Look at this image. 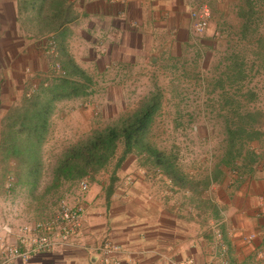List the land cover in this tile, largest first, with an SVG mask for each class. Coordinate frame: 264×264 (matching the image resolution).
<instances>
[{"label":"crops","instance_id":"crops-1","mask_svg":"<svg viewBox=\"0 0 264 264\" xmlns=\"http://www.w3.org/2000/svg\"><path fill=\"white\" fill-rule=\"evenodd\" d=\"M220 1L70 0L76 18L66 26L57 49L63 48L83 70L91 60L100 70L131 69L136 58L160 47L154 38L170 43L174 39L177 44L191 8L206 3L214 13ZM242 4L238 0L237 6ZM24 18L18 14L17 0H0V119L24 88L48 77L46 46L53 34L34 35L21 25ZM69 143H63V150ZM258 152L249 172L239 177L228 173L193 198L173 189L164 177L138 167L132 156L126 157L112 174L111 184V174L99 181L88 179L87 191L76 202L82 207L78 236L57 250L6 264H99L96 248L105 240L117 247L110 264H206L219 251L213 228L221 234L229 264H264V211L259 209L264 197V150ZM6 164L10 165L0 162L1 185L11 179ZM1 185L0 226L11 229L12 242L22 224L12 206L20 189L13 186L6 194ZM35 207L31 208L38 212ZM250 235L253 238L246 241Z\"/></svg>","mask_w":264,"mask_h":264},{"label":"rangeland","instance_id":"rangeland-1","mask_svg":"<svg viewBox=\"0 0 264 264\" xmlns=\"http://www.w3.org/2000/svg\"><path fill=\"white\" fill-rule=\"evenodd\" d=\"M249 2L253 6V14L248 29L254 32L249 33L245 41H238L237 33L243 22L240 14L248 10L247 6L243 3L239 8L238 0H234V3L231 0H223L214 13L205 3L209 9V19L202 34L194 35L192 32L188 12L180 32L176 30L179 32L177 44L174 39L170 43L166 38H154L155 43L160 42V47L136 58L137 64L131 69H119L114 66L100 70L97 65H92L93 60L85 62L86 69L82 70L90 78V86L84 96L61 100L54 105L46 140L42 146V177L33 197L18 187L20 190L16 193V203L12 205L17 214L16 219L23 223L50 216L56 211V201L59 197L67 203L78 202L79 193L74 185L62 187L57 194L48 193L43 199L39 198L43 187L49 181L50 169L64 151L63 143L70 142L72 145L94 130L118 123L155 92L160 95L161 108L151 128L153 143L158 148L167 150L178 148L186 171L194 173L201 171L205 166H211L221 154L223 145L221 116L231 114L232 110H221L219 96L222 92L219 89L207 93L205 88L209 84L207 88L211 89L210 84L223 71L224 66L219 61L235 41V51L242 54L248 66L253 65L248 74L252 78H247L242 83L255 95L247 105L264 112V60H256L252 53L254 42L249 39L255 34L264 33V0ZM57 48L54 44L53 50L48 52L50 68L46 79L58 77L53 71V63L57 62L60 66L59 60L64 55L71 58L63 52V48ZM195 50L201 51L200 56L195 55ZM37 86L38 84L24 88L20 95L34 90ZM226 93L227 97L234 96V89L231 88ZM261 132L263 137L253 144L258 150H264V127ZM120 151L118 148L108 166L89 181H99L105 175L110 176ZM52 194L59 197L52 201ZM183 199L188 202L187 197ZM33 206L39 207L38 212L33 211Z\"/></svg>","mask_w":264,"mask_h":264},{"label":"trees","instance_id":"trees-1","mask_svg":"<svg viewBox=\"0 0 264 264\" xmlns=\"http://www.w3.org/2000/svg\"><path fill=\"white\" fill-rule=\"evenodd\" d=\"M242 1L248 10L240 14L243 22L237 33L238 41H245L249 33L254 32L248 29L253 14L252 3ZM17 11L25 16L21 25L27 31L36 36L53 34L48 40L46 53L53 44L61 46L66 26L76 18L70 0H17ZM249 39L254 42V57L263 61L264 33ZM236 45L235 41L224 52L219 61L224 66L223 71L210 84L211 89L207 88L209 84L205 88L207 93L219 89L222 92L219 96L221 110H232L231 114L221 116L223 145L221 154L211 166H205L199 172L186 171L178 148L167 150L153 143L151 128L161 108L160 95L155 92L118 123L94 130L65 149L50 169L49 181L39 198L43 199L48 193L57 194L64 185L71 187L82 178L93 179L95 174L108 166L118 148L121 151L111 172L110 184L114 180L112 174L129 156L135 159L138 167L164 177L173 189L186 192L192 198L205 194L211 185L217 184L228 173L239 177L249 172L258 158L253 144L263 137L264 112L248 106L255 95L242 83L252 78L248 74L253 65L246 64L242 54L235 51ZM200 54V50H195L197 57ZM59 64L64 72L62 77H51L34 90L22 94L0 119V162L10 164H6L5 169L11 173L12 187L26 190L30 197H33L42 177L41 147L46 140L54 105L61 100L84 96L91 82L71 58L64 55ZM231 88L234 89V96H225ZM52 197L53 201L59 196ZM35 208L39 210V207Z\"/></svg>","mask_w":264,"mask_h":264},{"label":"built area","instance_id":"built-area-1","mask_svg":"<svg viewBox=\"0 0 264 264\" xmlns=\"http://www.w3.org/2000/svg\"><path fill=\"white\" fill-rule=\"evenodd\" d=\"M189 18L194 35L202 34L207 28L209 19L207 5L203 3L191 8ZM53 48L54 44L50 51ZM53 68L58 77L64 75L57 63L53 64ZM12 182V179H8L5 183L4 190L6 194L11 193ZM76 188L81 199L82 194L88 189V179L78 180ZM259 205V209L264 211V197L259 199ZM10 213L12 214V211ZM81 213L82 207L79 203L71 205L60 198L56 201V211L47 218L32 223L23 222L18 225L12 242L8 240V236L12 234L11 229L6 225L0 226V264L15 260L26 261L31 254L51 252L65 246L71 238L80 234ZM213 229L212 236L219 251L211 255L206 264H229L226 258V249L221 242V234L217 229ZM252 238L253 235H250L246 238V241H250ZM96 250L98 263L110 264V255L117 251V247L110 241L105 240Z\"/></svg>","mask_w":264,"mask_h":264}]
</instances>
